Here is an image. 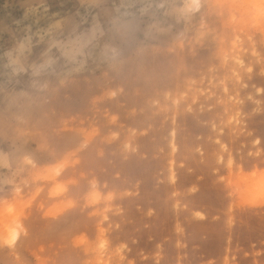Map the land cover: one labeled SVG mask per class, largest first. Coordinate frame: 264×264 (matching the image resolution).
Segmentation results:
<instances>
[{"label":"rangeland","instance_id":"obj_1","mask_svg":"<svg viewBox=\"0 0 264 264\" xmlns=\"http://www.w3.org/2000/svg\"><path fill=\"white\" fill-rule=\"evenodd\" d=\"M0 264H264V0H0Z\"/></svg>","mask_w":264,"mask_h":264}]
</instances>
